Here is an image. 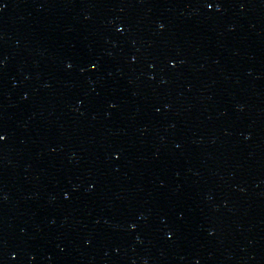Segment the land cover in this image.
Listing matches in <instances>:
<instances>
[{
  "label": "water",
  "instance_id": "1",
  "mask_svg": "<svg viewBox=\"0 0 264 264\" xmlns=\"http://www.w3.org/2000/svg\"><path fill=\"white\" fill-rule=\"evenodd\" d=\"M0 264H264V0H0Z\"/></svg>",
  "mask_w": 264,
  "mask_h": 264
}]
</instances>
